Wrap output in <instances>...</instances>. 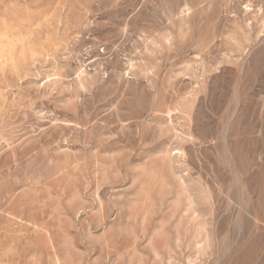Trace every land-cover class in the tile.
I'll list each match as a JSON object with an SVG mask.
<instances>
[{"label": "rangeland", "instance_id": "rangeland-1", "mask_svg": "<svg viewBox=\"0 0 264 264\" xmlns=\"http://www.w3.org/2000/svg\"><path fill=\"white\" fill-rule=\"evenodd\" d=\"M5 30L0 264H264V0H0Z\"/></svg>", "mask_w": 264, "mask_h": 264}, {"label": "bare ground", "instance_id": "bare-ground-1", "mask_svg": "<svg viewBox=\"0 0 264 264\" xmlns=\"http://www.w3.org/2000/svg\"><path fill=\"white\" fill-rule=\"evenodd\" d=\"M9 27V26H8ZM9 31L7 30H5V31H0V54H1V52H2V50H6V49H8L7 47V45H5V44H7V43H9V44H11V41L10 42H8V39L9 38H11V37H9L8 38V36H9ZM12 39V38H11ZM8 44V45H9Z\"/></svg>", "mask_w": 264, "mask_h": 264}]
</instances>
